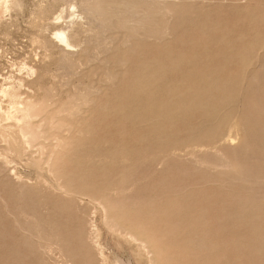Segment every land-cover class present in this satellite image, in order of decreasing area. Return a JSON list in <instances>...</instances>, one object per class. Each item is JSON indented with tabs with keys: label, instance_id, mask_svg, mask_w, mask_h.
Masks as SVG:
<instances>
[{
	"label": "rangeland",
	"instance_id": "1",
	"mask_svg": "<svg viewBox=\"0 0 264 264\" xmlns=\"http://www.w3.org/2000/svg\"><path fill=\"white\" fill-rule=\"evenodd\" d=\"M1 1L0 264H264V0Z\"/></svg>",
	"mask_w": 264,
	"mask_h": 264
},
{
	"label": "bare ground",
	"instance_id": "2",
	"mask_svg": "<svg viewBox=\"0 0 264 264\" xmlns=\"http://www.w3.org/2000/svg\"><path fill=\"white\" fill-rule=\"evenodd\" d=\"M3 7H5V1L0 2V10ZM83 9L88 17L94 18L96 22L93 29L94 36L100 38L101 36H104L106 31L115 30L114 28L119 24L134 21L140 23L139 27L144 36L163 39L164 34L169 29V24L166 23L163 17L166 12L169 16H173V10L169 5H166L163 0H83ZM58 17H61V14H59L57 18ZM134 33L135 31H132L130 35ZM54 34L57 37L56 39L60 40L61 44L64 43L67 47L73 46L63 29L56 31ZM196 241L198 240L195 238L192 240L193 243ZM151 259L150 264L157 262L155 258L153 259L151 257Z\"/></svg>",
	"mask_w": 264,
	"mask_h": 264
}]
</instances>
